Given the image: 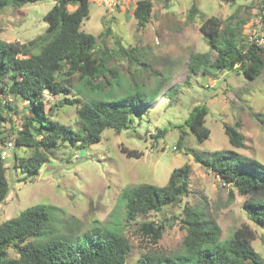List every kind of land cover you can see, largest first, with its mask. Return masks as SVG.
Here are the masks:
<instances>
[{"label":"rangeland","instance_id":"rangeland-1","mask_svg":"<svg viewBox=\"0 0 264 264\" xmlns=\"http://www.w3.org/2000/svg\"><path fill=\"white\" fill-rule=\"evenodd\" d=\"M55 3L56 0H43L5 8L0 13V38L27 42L37 37L46 30L43 17ZM136 3L137 0H90V16L83 22L82 30L97 36L98 48L108 49L109 64L117 68L127 84H144L150 90L164 77L161 97L143 111H134L129 128L121 132L108 128L99 142L86 149L70 142L53 149L50 161L33 177L20 173L14 165L15 152L19 155L29 152L16 147L9 150L6 166L11 190L0 205V223L37 204L48 206L49 227L58 233H66L69 227L84 231L115 221V226L124 228V235L132 245L125 264H136L144 254L170 255L181 249L187 233L184 222L187 205L203 209L207 217L215 218L222 228V238L231 236L243 225L250 226L256 232L253 247L264 257V226L249 218L243 206L245 197L193 155V152L210 155L215 150L233 149L264 163V71L251 80L238 70L195 75L188 69L191 53L209 50L208 37L200 30L206 18L219 17L223 28L235 14L234 22L243 20L237 30L246 39L260 37L264 31V0H153L152 15L144 27L138 26L134 16ZM192 5L199 12L189 18ZM75 8L68 6L69 10ZM119 44L136 49L141 62H147L148 67L122 55ZM216 55L213 51L212 57ZM71 84L70 92H45L47 110L54 119L77 129L79 103L67 105L65 101L67 98L81 101L86 92L79 93L82 80L78 74ZM113 84L118 85L116 79ZM175 86L176 95L166 93ZM3 94L18 110L5 112L7 118L21 129L22 116L28 112L26 101L7 92ZM202 104L209 108L206 125L211 132L209 138L199 142L185 125V119L196 105ZM236 122L245 136L242 147L230 144L224 128L225 123ZM4 126L5 140L14 142L16 129L10 120ZM163 128H167L166 133L154 138ZM182 129L186 134L178 146ZM123 146L142 151L143 155L127 156ZM185 163L191 165L187 195L179 196L162 211L139 215L129 224L121 223L123 210L118 206L124 188L142 183L165 185L171 172ZM145 222L161 227L162 236L157 243L150 232L141 228ZM8 255L18 257L12 247Z\"/></svg>","mask_w":264,"mask_h":264},{"label":"trees","instance_id":"trees-1","mask_svg":"<svg viewBox=\"0 0 264 264\" xmlns=\"http://www.w3.org/2000/svg\"><path fill=\"white\" fill-rule=\"evenodd\" d=\"M40 1L43 0H0V13L7 7L19 8ZM89 4L90 0H56L43 17L47 23L43 33L27 42L0 38V143L6 142L4 122L10 120L16 129L14 148L29 152L27 155L14 153L15 167L26 176L37 175L50 161L53 149L66 142L86 149L99 142L108 128L117 132L129 128L133 112L143 111L162 95L164 77L148 90L144 84H127L117 68L109 64L108 49L98 48L97 36L82 30L83 22L90 16ZM69 5L76 8L69 10ZM152 10L153 0H137L134 16L139 27L147 24ZM198 12V7L192 5L189 18ZM236 17L232 15L223 28L219 17L205 19L200 30L208 37L209 50L191 53L188 61L190 74L238 70L253 80L263 73L264 43L257 39L264 38V31L256 39H246L237 30L243 20L239 18L234 22ZM119 49L122 55L148 67L147 62H141L136 49L122 44ZM213 51L217 53L215 58L212 57ZM75 74L82 80L79 93L86 92L85 97L81 101L67 98L65 103H79L77 129L53 118L47 110L45 94L46 91L51 94L70 92ZM114 79L117 86L113 84ZM177 90L175 86L166 93L174 96ZM6 92L27 103L28 112L22 116L21 129L15 128L5 114L18 111L14 102L4 99L3 93ZM208 112L207 105H196L185 119V125L199 142L210 136L211 130L206 125ZM239 127V122L224 125L229 142L235 147L244 146L245 136ZM166 131L167 128L159 129L153 137L163 136ZM185 134L182 129L178 146ZM122 151L130 157L143 155L142 151L124 146ZM193 155L196 161L211 168L231 189L244 196L243 206L249 218L264 226V163L233 149L215 150L210 155L193 152ZM190 174L191 165L185 163L171 172L165 185L142 183L124 188L118 206L123 210L121 223L129 224L139 215L162 211L176 197L187 195ZM10 190L6 160L0 156V205ZM184 213L187 233L181 249L170 255L144 254L136 264H264V257L253 247L256 232L250 226L243 225L231 236L222 238V228L217 220L207 217L203 209L186 205ZM49 220L48 206L37 204L1 222L0 264H125L132 250L124 228L115 226V221L111 225H99L84 231L69 227L66 233H58L49 227ZM141 228L151 233L155 243L162 236L161 227H156L153 222H145ZM10 247L16 250L18 257H9Z\"/></svg>","mask_w":264,"mask_h":264},{"label":"built area","instance_id":"built-area-1","mask_svg":"<svg viewBox=\"0 0 264 264\" xmlns=\"http://www.w3.org/2000/svg\"><path fill=\"white\" fill-rule=\"evenodd\" d=\"M253 39H256V37L250 38V40ZM257 41L259 43H264V38L261 37L257 39ZM13 147H14V142L11 140L6 141L5 144H0V156L6 160L9 155V150L13 149Z\"/></svg>","mask_w":264,"mask_h":264},{"label":"water","instance_id":"water-1","mask_svg":"<svg viewBox=\"0 0 264 264\" xmlns=\"http://www.w3.org/2000/svg\"><path fill=\"white\" fill-rule=\"evenodd\" d=\"M82 153H85V150H83ZM178 198H179V197H176V200H177ZM176 200L174 201V203L176 202ZM174 203H173V204H174Z\"/></svg>","mask_w":264,"mask_h":264}]
</instances>
